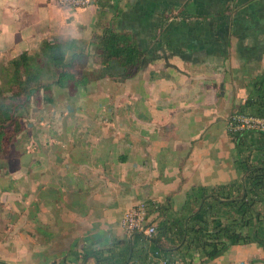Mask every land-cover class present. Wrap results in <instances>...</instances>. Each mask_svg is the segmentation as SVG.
I'll list each match as a JSON object with an SVG mask.
<instances>
[{
    "label": "crops",
    "instance_id": "0c3cea01",
    "mask_svg": "<svg viewBox=\"0 0 264 264\" xmlns=\"http://www.w3.org/2000/svg\"><path fill=\"white\" fill-rule=\"evenodd\" d=\"M108 24L136 35L141 68L31 102L18 157L0 160V264H99L93 251L121 264L126 250L127 264H161L124 212L145 202L155 225L151 204L179 210L193 187L241 177L228 118L264 71V0H0V65L44 42L87 45ZM208 264H264V250L232 245Z\"/></svg>",
    "mask_w": 264,
    "mask_h": 264
},
{
    "label": "trees",
    "instance_id": "16d2710c",
    "mask_svg": "<svg viewBox=\"0 0 264 264\" xmlns=\"http://www.w3.org/2000/svg\"><path fill=\"white\" fill-rule=\"evenodd\" d=\"M144 57L132 31L108 24L87 45L44 42L37 53H22L0 65V156L24 131L31 102L39 107L43 97L51 96L53 85H68L73 91L91 79L109 75L111 66L121 69L124 78H132ZM91 64L99 67L92 69ZM247 86V98L237 112L264 116V71ZM229 135L241 155L235 164L239 180L195 186L179 210L170 197L151 204L159 218L156 232L152 236L138 234L151 241L150 251L156 259L166 264H196L197 253L199 264H208L232 245L255 243L264 250V133L230 131ZM249 136H254V144L248 142ZM91 254L100 264L99 254ZM133 254V250L123 251L121 264H127Z\"/></svg>",
    "mask_w": 264,
    "mask_h": 264
},
{
    "label": "built area",
    "instance_id": "2783aa9c",
    "mask_svg": "<svg viewBox=\"0 0 264 264\" xmlns=\"http://www.w3.org/2000/svg\"><path fill=\"white\" fill-rule=\"evenodd\" d=\"M55 3L63 7L87 8L92 7L100 0H54ZM228 131H258L264 133V116H253L239 112H233L228 118ZM122 229L127 234L141 233L146 236H152L156 232L155 225L151 222L147 214V204L140 202L127 211L121 217ZM161 264H166L161 259Z\"/></svg>",
    "mask_w": 264,
    "mask_h": 264
},
{
    "label": "rangeland",
    "instance_id": "374dc122",
    "mask_svg": "<svg viewBox=\"0 0 264 264\" xmlns=\"http://www.w3.org/2000/svg\"><path fill=\"white\" fill-rule=\"evenodd\" d=\"M19 139H16V141L13 143V145L11 146V148L9 149V151L3 153L1 156H0V160L2 161H5V160H10V159H13L15 160L17 157H18V154L19 152L15 151V150H18L20 151L21 147H16V146H23V145H20L19 143ZM23 144H24V139H21V141ZM23 148V147H22Z\"/></svg>",
    "mask_w": 264,
    "mask_h": 264
}]
</instances>
